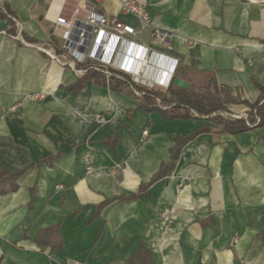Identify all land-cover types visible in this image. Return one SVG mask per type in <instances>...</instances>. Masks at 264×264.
I'll use <instances>...</instances> for the list:
<instances>
[{"label": "crops", "instance_id": "crops-1", "mask_svg": "<svg viewBox=\"0 0 264 264\" xmlns=\"http://www.w3.org/2000/svg\"><path fill=\"white\" fill-rule=\"evenodd\" d=\"M133 1L171 34L170 49L141 38L175 61L170 83L177 71L197 93L258 99L264 0ZM120 2L88 5L135 26ZM1 3L20 32L0 17V176H15L0 194V264H129L141 247L151 264H264V126L209 131V121L167 120L97 78L78 86L81 77L18 40L45 45L61 0ZM181 138L172 171L151 182Z\"/></svg>", "mask_w": 264, "mask_h": 264}, {"label": "built area", "instance_id": "built-area-1", "mask_svg": "<svg viewBox=\"0 0 264 264\" xmlns=\"http://www.w3.org/2000/svg\"><path fill=\"white\" fill-rule=\"evenodd\" d=\"M104 0H61L58 13L53 22L52 37L48 38L45 45H36L25 42L18 36L19 42L26 47L32 48L45 54L50 61L61 68H67L75 76L81 77L89 71L101 74L106 84L110 78H114L126 83L128 89L135 98H140L143 90H160L165 92L170 84L167 79L165 86L159 85L154 81V72L159 69L161 64L166 67L163 72L168 70L173 73L176 63L174 60L167 59V56L157 51L151 50L141 38L149 32L150 40L153 44L170 49L169 40L171 34L161 30L152 24V18L146 6L133 0H121L119 13L130 16L136 25L132 26L116 17H106L97 12L88 4H101ZM85 5L82 6V3ZM1 11L6 14L0 0ZM6 16L18 27L20 26L15 19ZM0 35H6L2 31ZM139 55L141 58L139 60ZM140 61L136 72L126 67L127 63ZM174 67L171 70V66ZM27 98L32 101L42 100L44 94H29ZM161 110H166L164 106H159ZM194 117L207 119L213 116H220L231 120H243L248 128H253L260 122L255 117V123H250L245 115L237 116L227 111H219L210 114L208 117L199 116L190 110ZM97 122H102L100 116H96ZM147 131L142 132L145 137ZM169 210H164L162 218L167 220ZM72 264H81L73 262Z\"/></svg>", "mask_w": 264, "mask_h": 264}, {"label": "trees", "instance_id": "trees-1", "mask_svg": "<svg viewBox=\"0 0 264 264\" xmlns=\"http://www.w3.org/2000/svg\"><path fill=\"white\" fill-rule=\"evenodd\" d=\"M3 9L7 15L13 17L9 9L4 4ZM0 17L4 20H7L8 22L11 21L4 13H2V11H0ZM10 23L13 25L12 21ZM25 40L27 42L34 43V40L32 39L25 38ZM90 77L97 78V82L108 87V89L110 90H122L123 88H126L132 95L125 82L110 78L107 85L104 77L101 74L93 71H89L81 76V83L78 86H80L85 80L89 79ZM176 77H178L177 71L174 78ZM100 79L101 82L99 81ZM138 90L143 92V95L140 98H136L139 101V107L146 111H157L167 120L190 119L191 117H194L190 113V110L194 111L199 116L208 117L212 113L226 111L227 105L243 104L249 110L247 113V118L250 123H255V117H258L260 119V122L253 128L264 126V88L259 89V97L253 103L238 101L230 96V94L225 90H208L203 94H198L190 88L183 89L173 85L172 83H170L168 88L165 90V95L159 94L160 92H158V90ZM159 106H164L167 109L160 110ZM204 120L209 121L211 124H213V127H204L209 131L215 128L221 133L237 134L252 129L248 128L243 120H231L228 118H222L217 115ZM201 131L202 130L198 129L196 131V134ZM187 140L188 138H181L175 142L174 146L170 150L169 160L166 163L160 165L158 171L152 176L151 182L167 176L172 171L174 164L178 158L180 149ZM14 177V175L0 176V194L4 192L5 187L8 185L11 186V190L15 189V186H12V184L10 183V181H13ZM46 234H51V231H40L36 240L40 242V240H42V238L46 236ZM146 254L147 253L141 247L138 252L132 258H130L129 264H151L149 255Z\"/></svg>", "mask_w": 264, "mask_h": 264}, {"label": "bare ground", "instance_id": "bare-ground-1", "mask_svg": "<svg viewBox=\"0 0 264 264\" xmlns=\"http://www.w3.org/2000/svg\"><path fill=\"white\" fill-rule=\"evenodd\" d=\"M139 60L141 58V55H139ZM139 65H140V61L138 62H135V63H127L126 64V67L129 69V70H132L133 72H136L139 68ZM167 66V65H166ZM164 64H161V66L159 67V69H157L155 72H154V75H153V78H154V81L159 84V85H162V86H165L166 83H167V79H168V74L167 72H163L162 69H165L166 67Z\"/></svg>", "mask_w": 264, "mask_h": 264}, {"label": "water", "instance_id": "water-1", "mask_svg": "<svg viewBox=\"0 0 264 264\" xmlns=\"http://www.w3.org/2000/svg\"><path fill=\"white\" fill-rule=\"evenodd\" d=\"M170 73H171V71L168 70V71H167L168 76L170 75ZM172 84L175 85V86H178V87H180V88H183V89H187V88H188V83H186V82H184L183 80L178 79V78H174V79L172 80Z\"/></svg>", "mask_w": 264, "mask_h": 264}, {"label": "rangeland", "instance_id": "rangeland-1", "mask_svg": "<svg viewBox=\"0 0 264 264\" xmlns=\"http://www.w3.org/2000/svg\"><path fill=\"white\" fill-rule=\"evenodd\" d=\"M0 11H1V8H0ZM3 13V12H2ZM6 15V14H5ZM158 92H160L159 94H161V95H165V92H163V91H160V90H158ZM197 93V92H196ZM198 94H200V93H198ZM165 105V104H164ZM248 109H247V112H246V116H247V113H248Z\"/></svg>", "mask_w": 264, "mask_h": 264}]
</instances>
